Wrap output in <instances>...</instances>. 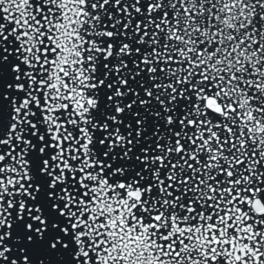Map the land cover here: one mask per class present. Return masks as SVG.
<instances>
[{
	"label": "snow or ice",
	"instance_id": "obj_1",
	"mask_svg": "<svg viewBox=\"0 0 264 264\" xmlns=\"http://www.w3.org/2000/svg\"><path fill=\"white\" fill-rule=\"evenodd\" d=\"M0 264H264V0H0Z\"/></svg>",
	"mask_w": 264,
	"mask_h": 264
}]
</instances>
